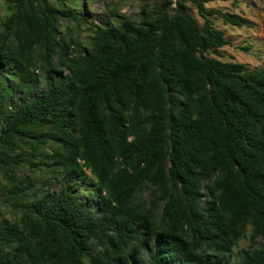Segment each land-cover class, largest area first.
I'll return each instance as SVG.
<instances>
[{"label":"trees","instance_id":"16d2710c","mask_svg":"<svg viewBox=\"0 0 264 264\" xmlns=\"http://www.w3.org/2000/svg\"><path fill=\"white\" fill-rule=\"evenodd\" d=\"M216 1L82 40L83 0H5L0 264H264V66L209 56L250 26Z\"/></svg>","mask_w":264,"mask_h":264},{"label":"rangeland","instance_id":"374dc122","mask_svg":"<svg viewBox=\"0 0 264 264\" xmlns=\"http://www.w3.org/2000/svg\"><path fill=\"white\" fill-rule=\"evenodd\" d=\"M83 1L85 2V6L80 12V19H83L81 26L75 22L61 21V28L66 34L78 35L82 40H86L92 28L108 26L110 22L117 24L124 19L138 22L140 19L141 3L145 2L150 4L154 0ZM205 8L207 10H220L222 12L238 15L246 19L250 24L248 27L237 28L231 25H225L221 19L212 17L214 27L224 33L225 39H227L230 44L219 49L220 57L214 54H210L209 56L223 62L241 63L249 72L263 67L264 0H238L235 4L216 1L206 4ZM189 9L191 14L201 24L202 19L197 14L196 10L192 7H189ZM111 10H117L115 17H112V14H110ZM5 15V0H0V19ZM240 47L246 48L247 51L241 50ZM42 179H45V177ZM250 246L249 237L240 240L233 251V260L236 261L240 259V251Z\"/></svg>","mask_w":264,"mask_h":264}]
</instances>
